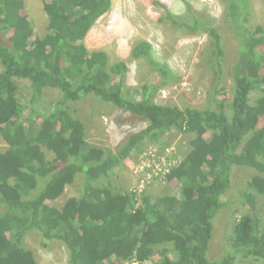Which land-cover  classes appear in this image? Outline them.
Returning a JSON list of instances; mask_svg holds the SVG:
<instances>
[{
    "label": "trees",
    "instance_id": "1",
    "mask_svg": "<svg viewBox=\"0 0 264 264\" xmlns=\"http://www.w3.org/2000/svg\"><path fill=\"white\" fill-rule=\"evenodd\" d=\"M41 1L47 31L42 40L31 41L25 1L0 0V139L6 146L0 149V264H37L26 246L34 232L44 245L64 246L66 264H240L241 259L264 264V215L257 209V197H264V126L259 125L264 27L256 22L251 1L223 0L226 22L238 41L229 69V102L219 97L224 51L215 18L189 4L182 15L166 10L170 22L210 39L202 55L211 73L202 108L154 102L158 90L176 78L154 58L147 41L135 44L131 54L144 59L160 80L130 96L124 90L127 64L110 65L105 52L87 50L83 40L111 0ZM112 74L120 79L113 82ZM17 79L29 82L26 103L20 101ZM48 90L58 96L43 109ZM88 96L140 118L145 127L129 133L114 150L89 143L73 107ZM171 132L191 135L188 150L167 175V181L180 185L178 194L137 197L108 179L142 144L162 139L166 144ZM233 167L254 171L241 193L247 209L232 225L228 248L210 258L214 222L226 205ZM78 177L77 195L60 206L49 203ZM103 179L106 183L98 184Z\"/></svg>",
    "mask_w": 264,
    "mask_h": 264
},
{
    "label": "rangeland",
    "instance_id": "2",
    "mask_svg": "<svg viewBox=\"0 0 264 264\" xmlns=\"http://www.w3.org/2000/svg\"><path fill=\"white\" fill-rule=\"evenodd\" d=\"M25 12L32 20L33 35L30 40H42L47 31L48 18L42 10L41 0H24ZM251 9L256 16V22L264 27V0H250ZM162 3L166 9L156 3ZM187 2V4H186ZM197 12H204L215 18L222 39L224 57L222 59L223 75L220 80L219 97L229 102L231 99L232 85L229 78V69L236 57L238 41L226 22L227 3L223 0H111V7L91 27L83 43L89 52L103 51L107 54L109 64L123 61L129 70L125 73L124 90L127 96L140 91L142 85L155 86L160 76L144 59L133 58L132 49L140 41H147L152 49V54L159 62L168 67L176 79L173 83L158 90L154 102L183 106L188 104L193 107L205 106L208 77L211 73L202 62V55L209 48L210 39L205 33H193L183 26L175 25L166 17V10L173 15H182L187 10V5ZM113 82L120 79L111 75ZM19 84V98L23 103L30 92L27 80L17 79ZM58 96V91H45L40 106L47 109ZM255 95L253 94L252 97ZM74 113L85 124L87 141L93 145L115 149L125 141L129 133L135 132L146 123L140 118L129 113H122L103 107L96 98L88 96L79 104L74 105ZM118 116L127 118L116 120ZM264 126V118L260 120ZM139 126V127H138ZM191 135L171 132L167 133L164 141L145 142L137 151L127 158L123 167L114 169L108 179L121 190H128L134 183L135 177L147 174V163L150 161L154 150L155 157H165L169 161L181 160L188 150V140ZM6 146L0 139V149ZM159 153V154H158ZM46 157L53 160V155L46 153ZM136 162V163H135ZM135 163V164H134ZM138 167L136 173L135 168ZM254 171L245 167H233L231 172L232 186L224 195L226 205L214 222L213 237L209 246V257L216 258L228 248L232 225L240 216L241 211L247 209L242 205L241 193L247 189L246 183ZM81 177L74 183L66 186L62 196L49 203L60 206L68 197L77 195ZM106 183L103 179L98 184ZM181 188L175 181L153 179L144 192L152 197L160 195L178 194ZM257 209L261 216L264 215V197H257ZM38 232L31 233L26 238V246L33 251L37 264H66L67 250L59 242L49 241L42 244ZM159 259L157 256L156 260ZM255 260L241 259L240 264H253ZM127 264H131L128 262Z\"/></svg>",
    "mask_w": 264,
    "mask_h": 264
},
{
    "label": "built area",
    "instance_id": "3",
    "mask_svg": "<svg viewBox=\"0 0 264 264\" xmlns=\"http://www.w3.org/2000/svg\"><path fill=\"white\" fill-rule=\"evenodd\" d=\"M151 153V157L146 156L152 162L147 163L150 168H147V174H140L138 177H135L134 183L130 187L129 191L133 192L135 196H141L147 185L153 181V179H160L167 181V175L170 173V170L173 166L178 164L180 160L169 161L168 157H155L154 150ZM159 154V153H158ZM136 163V162H135ZM134 163V164H135ZM140 168L136 167L134 172L136 173ZM135 261V260H133ZM130 262V261H128ZM126 262V264L128 263ZM131 264H135V262H130ZM147 264H151L150 261H146Z\"/></svg>",
    "mask_w": 264,
    "mask_h": 264
},
{
    "label": "bare ground",
    "instance_id": "4",
    "mask_svg": "<svg viewBox=\"0 0 264 264\" xmlns=\"http://www.w3.org/2000/svg\"><path fill=\"white\" fill-rule=\"evenodd\" d=\"M139 127V126H138Z\"/></svg>",
    "mask_w": 264,
    "mask_h": 264
}]
</instances>
